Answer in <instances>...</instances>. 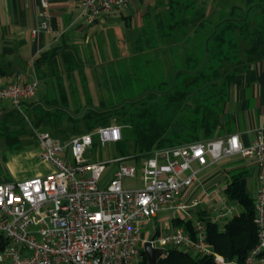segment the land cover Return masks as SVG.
I'll return each instance as SVG.
<instances>
[{
    "label": "built area",
    "instance_id": "2783aa9c",
    "mask_svg": "<svg viewBox=\"0 0 264 264\" xmlns=\"http://www.w3.org/2000/svg\"><path fill=\"white\" fill-rule=\"evenodd\" d=\"M45 3L46 0H43ZM128 0H81L80 18L91 26ZM50 30L43 22L32 30ZM40 80L21 75L0 86V102L23 111L37 98ZM39 158L53 166L51 172L26 179L0 182V264H143L144 244L155 248L175 246L213 256L216 264H264V171L254 197V223L258 239L243 261L231 260L208 244L206 221L198 215L200 200L183 195L204 168L232 156L255 158L264 168V130L246 145L237 133L159 148L136 164L119 156L118 168L106 184L101 180L109 161H92L86 153L99 143L119 142L123 125L113 122L69 138L36 130ZM198 164L194 168L193 164ZM141 173L138 188H125L124 177ZM161 211L172 219L185 214L191 228L178 226L153 238L141 236L142 226ZM234 214V205L219 209L214 221ZM1 241L5 244L1 246Z\"/></svg>",
    "mask_w": 264,
    "mask_h": 264
},
{
    "label": "trees",
    "instance_id": "16d2710c",
    "mask_svg": "<svg viewBox=\"0 0 264 264\" xmlns=\"http://www.w3.org/2000/svg\"><path fill=\"white\" fill-rule=\"evenodd\" d=\"M168 2L176 6L182 4L179 8L192 16L191 19L182 17L176 19L177 14L172 12L166 18L168 20L167 30L163 29L164 22L158 25L161 31L159 32V38L161 40L168 39L165 45L169 46V49L173 51V57L177 58L174 62L175 71L171 84L178 79L179 75L196 74V78L189 85L193 86L195 81L202 80L206 84V91L202 99L195 104L190 115L189 113L179 115L178 112L180 107L178 105H181V101L189 99L190 91L186 87L178 88L175 91H172V87H169L165 92H159L157 89H151L148 86L142 95L132 100L131 105L144 101L143 98L150 101L157 93L165 95L163 106L155 105L152 110L146 108L143 112L137 114L138 121L134 122L133 125V136L136 144L135 156L127 153V145L126 147L122 144L119 145L121 156L127 157L125 160L133 159L136 163H139L142 157L149 156L155 149L215 138L222 133L224 127L230 130L226 109L231 98L232 89L244 77L254 79L255 74L252 65L264 58V0H242L240 3H233L229 11L226 0H223L221 2L224 3L219 2L218 4L221 6V10L217 13H215V7L206 10L205 0H169ZM195 6L198 8L196 9ZM196 22L199 23V26L196 25L193 32L198 34L199 29L202 31L197 36L202 41V45L198 49L187 48V43L193 41L194 37L189 35L187 38L185 36L176 38V33L184 25L188 26ZM170 38L171 41H169ZM181 45H184V51L179 53L177 48ZM74 46V44L63 42L59 46L43 52L36 58L34 63L24 62V69H34L36 76L38 71L45 72L44 77L64 76V73L72 76L79 69L80 63L74 53ZM161 48L162 46H158L157 50ZM145 51V48L139 50L142 53ZM148 51H152L151 48ZM146 62L147 65L151 64L150 60ZM181 62H184L181 64L182 66L179 65ZM62 63L66 65L65 71L61 69ZM12 64L9 62L8 66ZM4 68L0 65V73H5ZM141 69L135 72L143 73V78L150 79L149 67L146 69L142 67ZM150 84L157 85L158 88L171 85L166 79L150 82ZM144 94H147V97L142 98ZM66 97L67 95L64 93L63 99L66 100ZM38 103L41 102L32 100L27 102L25 107L31 109ZM102 105V108H93L84 117L88 120L86 125L89 130L97 128L95 124L99 121L102 125L119 122L120 116H125L127 113V111L117 108L119 105L108 107L104 103ZM171 105H175L176 109L174 108L173 111L169 112ZM5 111L7 112L0 119V136L5 137L7 146L11 149L20 146L21 142V133L12 129L10 122L15 112L18 113L19 111L15 108ZM39 112L35 113L36 125L50 122L51 115L48 114V111L42 115ZM60 122L56 121L52 124L56 125L57 130H69L64 127L61 128ZM225 173L227 175L225 193L230 200L238 202L242 208L241 212L227 217L223 226L218 222L207 220L202 211L197 215L206 221L209 246L228 259L243 261L258 239L257 227L254 223V197L247 186L249 172L247 169L242 168L225 169ZM1 181L7 180L0 179ZM172 225L174 227L191 228L193 223L183 216H178L172 219ZM160 233V230H156V234ZM3 244H5V241H1V246ZM142 253L144 257L143 264H149L144 249ZM157 264L216 263L211 255L172 246L166 249V253L158 259Z\"/></svg>",
    "mask_w": 264,
    "mask_h": 264
},
{
    "label": "rangeland",
    "instance_id": "374dc122",
    "mask_svg": "<svg viewBox=\"0 0 264 264\" xmlns=\"http://www.w3.org/2000/svg\"><path fill=\"white\" fill-rule=\"evenodd\" d=\"M214 1H218L215 6V13H217L221 10V6L218 4L219 2L224 3L221 2L223 0H205L207 5V7L205 5V8L208 11ZM241 1L226 0L228 11L233 3H240ZM197 5L200 7L199 4ZM181 6L182 4L176 6L168 2L163 7L152 11L148 17L146 27L141 31H129L123 34L114 33L113 35L105 34L79 40L77 44H74V53L78 58V62H80L79 69L72 76L64 73V76L44 77L45 72L38 71L40 90L37 99L42 100V102L31 109H26L25 107L23 111L15 112V115L10 119L12 128L21 127L26 129L16 130V132L21 133L20 146L10 149L7 146L5 137L0 136V178L12 175L11 169L15 171L16 177L19 179L30 178L36 175L37 171L45 172L48 169V164L40 161L41 146L35 134L36 130L47 129L55 137L61 139L71 135H78L81 132L91 131L86 125L88 120L84 117L93 108H102L104 103L107 107L119 105L116 107L127 111L125 116H120L121 118H119V123L123 125V140L118 143L108 142L103 146L99 143L98 136H94L96 144L92 151L86 153V158L92 161H109L101 180L103 185L106 184L120 164L114 161L115 158L122 155L120 144L124 147L127 145V153L135 156L136 144L133 136V125L134 122L138 121L137 114L143 112L146 108L152 110L155 105L163 106L165 103V95L157 93L150 101L147 98H143L147 97V94H144L142 96L144 101L131 105L132 100L142 95L148 86L151 89H157L159 92H165L169 87H172V91L186 87L190 91L189 99L181 101V105H178L180 106L178 112L180 113L179 115L182 113H189L190 115L195 104L202 99L206 91V84L201 80L195 81L193 86L189 85L197 76L189 73L179 75L178 79L171 84L175 71L174 62L177 58L173 57V51L169 49V46L165 45L168 39L161 40L159 38V32L161 31L158 28V25L164 22L163 29L167 30L168 20L166 18L172 12L177 14L176 19L181 17L191 19V14L181 10ZM198 7L195 6L196 9ZM198 24L196 22L188 26L184 25L176 33V38L181 36L187 38L189 35L194 37L193 41L187 43V48L198 49L202 45V41L197 38L202 31L199 29L198 34L193 32ZM171 40L170 38L169 41ZM158 46H162V48L157 50ZM183 46H179L177 52H183ZM142 48L146 50L143 53L139 52ZM149 48L152 51H148ZM147 60H150L151 64L147 65ZM183 63L181 62L179 65L182 66L181 64ZM142 67H145V69L149 67L150 79L143 78V73L135 72L138 69L142 70ZM61 69L65 71L66 65L62 63ZM161 79H166L171 85L161 88H158L157 85H149L150 82H157ZM8 81L11 80L8 78ZM64 93L67 95L66 100L63 99ZM174 108L175 105H171L169 112L173 111ZM38 111H40L39 114L41 115L48 111V114L51 115L50 122L36 125L35 113ZM56 121H61V128L64 127L69 130H57L56 125L52 124ZM95 125L99 127L102 124L99 121ZM223 130H227L226 127ZM144 158L142 157L141 161ZM243 161L242 158L240 160V158L232 156L202 169L197 174L193 185L183 195V198L187 201L197 198L201 201L198 209L206 210L211 215H214L215 210L224 208L225 205H234V213L241 212L242 208L238 202L230 200L225 193V180L227 177L225 169H238ZM225 162L228 163L225 165ZM123 163L136 164L133 159L125 160ZM193 167L198 168L199 166L194 163ZM140 182V172L136 177L123 178V186L125 188H138ZM247 186L254 195L255 191L252 188L250 179L247 181ZM223 200L227 202L224 204ZM181 216L185 217V214L182 213ZM171 223L172 216L170 212L161 211L156 218L142 226L141 236L151 239L156 230H160L163 233L167 229V225Z\"/></svg>",
    "mask_w": 264,
    "mask_h": 264
},
{
    "label": "crops",
    "instance_id": "0c3cea01",
    "mask_svg": "<svg viewBox=\"0 0 264 264\" xmlns=\"http://www.w3.org/2000/svg\"><path fill=\"white\" fill-rule=\"evenodd\" d=\"M80 1L46 0L44 3L43 0H0V65L5 67V73H0V86L16 80L18 75H21L23 80L34 77V69H24V62L34 63L43 52L63 42L77 44L79 40L100 35L143 30L150 13L163 7L169 0H128L124 7L104 14L91 26L85 25L80 18ZM211 5L215 7L217 1ZM43 22L48 23L50 30H42L38 34L32 33V30ZM9 62L13 63V66H8ZM252 68L255 78L244 77L232 89L226 109L230 130H222L221 135L237 133L246 145L253 141L257 131L264 130V58L254 62ZM8 78L11 81H8ZM35 100L38 101L37 98ZM11 108L10 102H0V119L7 112L5 110ZM12 129L26 130L21 127ZM236 157L240 160L242 158ZM242 159L244 161L238 169L248 170V180L250 179L252 188L256 191L264 168L258 166V160L255 158ZM40 161L48 164V169L43 171L44 173L53 170L50 163ZM43 172L37 171L35 174H44ZM11 174L3 177L2 180L19 179L13 169ZM225 202L227 201L223 200L224 204ZM218 210H215L214 215L206 210L201 211L207 220L214 221ZM226 218L218 223L223 226ZM169 228H174L172 223L167 225L166 230Z\"/></svg>",
    "mask_w": 264,
    "mask_h": 264
},
{
    "label": "water",
    "instance_id": "95a60500",
    "mask_svg": "<svg viewBox=\"0 0 264 264\" xmlns=\"http://www.w3.org/2000/svg\"><path fill=\"white\" fill-rule=\"evenodd\" d=\"M144 251L148 257L149 264H157L158 259L166 253V249L155 248L149 241L144 244Z\"/></svg>",
    "mask_w": 264,
    "mask_h": 264
}]
</instances>
